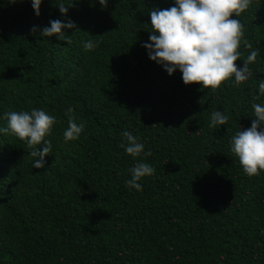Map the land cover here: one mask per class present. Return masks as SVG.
Masks as SVG:
<instances>
[{"label":"trees","instance_id":"obj_1","mask_svg":"<svg viewBox=\"0 0 264 264\" xmlns=\"http://www.w3.org/2000/svg\"><path fill=\"white\" fill-rule=\"evenodd\" d=\"M64 2L78 27L68 41L39 34L65 18L53 0L39 16L32 0H0V125L5 112L32 107L57 117L41 168L24 140L0 133V264H264V170L247 175L231 151L255 119L252 104L264 103V0L239 17L235 63L259 49L250 77L215 91L170 75L144 47L149 9L175 0ZM69 105L86 127L66 142ZM215 110L229 115L225 125L209 126ZM125 128L150 154L125 152ZM136 160L155 171L130 189Z\"/></svg>","mask_w":264,"mask_h":264},{"label":"clouds","instance_id":"obj_2","mask_svg":"<svg viewBox=\"0 0 264 264\" xmlns=\"http://www.w3.org/2000/svg\"><path fill=\"white\" fill-rule=\"evenodd\" d=\"M64 19H50L49 24L33 25L31 31L44 36L56 35L59 39L69 40V29L78 30L76 22L66 14L69 6L64 0H53ZM252 0H175L170 7L150 8L151 30L148 40L143 41L149 57L171 75L177 69L182 74L185 84L199 82L202 88L215 91L223 81L234 77L233 83L239 84L251 75L250 64L257 60L259 49L251 48L243 64L238 66L235 61L242 57L238 50L241 38L244 36V24L239 19ZM43 0H32L35 14H41ZM106 7L108 0H99ZM236 15L233 16L232 14ZM74 31V32H75ZM86 50H92L96 43L92 39L82 41ZM264 96V78L258 83L257 99ZM251 126L240 128L231 137V151L238 157L244 172L249 175H259L264 170V103H253ZM67 127L63 131L64 140L79 138L86 127V121L79 120L74 114V108H65ZM6 125H0V133L9 131L24 140L32 149L31 155L38 157L33 160V167L41 168L46 163L45 157L52 151L51 140L46 136L53 132L57 117L42 108L32 107L30 110H12L5 112ZM229 115L223 110L211 113L209 126L225 125ZM124 141L122 147L133 158L150 154L145 152V145L132 131L122 130ZM43 142V143H42ZM38 146V147H37ZM131 178L125 181L129 188L140 189L138 182L143 177L152 175L153 166L141 160H136L129 169Z\"/></svg>","mask_w":264,"mask_h":264}]
</instances>
